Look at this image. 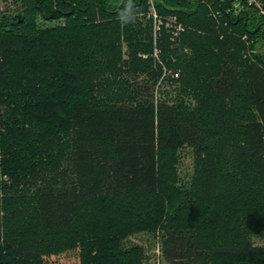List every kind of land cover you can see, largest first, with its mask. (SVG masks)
<instances>
[{"label":"trees","instance_id":"trees-1","mask_svg":"<svg viewBox=\"0 0 264 264\" xmlns=\"http://www.w3.org/2000/svg\"><path fill=\"white\" fill-rule=\"evenodd\" d=\"M256 1L235 17L232 0H152L184 26L175 43L157 31L156 59L147 0L126 25L127 0H12L21 21L0 11V264L69 250L78 264H142L122 241L155 231L166 264H264L249 240L264 229Z\"/></svg>","mask_w":264,"mask_h":264},{"label":"rangeland","instance_id":"rangeland-1","mask_svg":"<svg viewBox=\"0 0 264 264\" xmlns=\"http://www.w3.org/2000/svg\"><path fill=\"white\" fill-rule=\"evenodd\" d=\"M148 2V9L147 12L150 10V5L152 4V0H147ZM211 3V2H210ZM209 5V8L213 10V7L211 8ZM259 4V3H258ZM260 5V4H259ZM207 6V5H206ZM18 9V5L14 4L12 0H6L5 2L3 0H0V11H5V12H16ZM147 12L144 13V19L148 20L147 18ZM166 18H173V22L177 23L175 16H167ZM55 21H50L47 22V25L53 24ZM180 26L184 29V26L178 22ZM173 25V24H172ZM175 25V24H174ZM160 29L165 30L167 34H169L168 40L172 43H175L179 35H176L175 37L171 36L172 32V26H166L164 24H160L158 26L157 31ZM150 30H151V36L152 40L154 37V27L150 21ZM219 37V36H218ZM152 45H155L154 40L152 41ZM155 49V50H154ZM256 49V48H255ZM262 47H257L256 50H261ZM124 48L122 47V51ZM159 49L154 46L152 49V52L150 56L154 59H156V55H158ZM156 53V54H154ZM244 53V52H243ZM141 57H146V55L141 54ZM243 56V54H242ZM245 56V55H244ZM243 56V57H244ZM172 76V75H171ZM172 78H176V76H173ZM159 83V82H158ZM184 102L187 103L188 105H193L194 102L188 97L183 98ZM177 161L175 164V169H176V174H177V184L179 186L183 187H188L189 186V181L190 177L192 174V169H193V153L192 149L190 147H182L177 151ZM160 232L155 231V233H149V232H137L134 234H131L127 236L122 242L123 245H131V244H137L141 246L142 251H143V258H142V264H166L162 258L161 255V239L159 236ZM250 243L252 246H261L264 245V229L262 231H259L256 234L250 235L249 237ZM46 264H78V258H77V251L76 250H69L62 252L58 255L54 256H49L46 258Z\"/></svg>","mask_w":264,"mask_h":264},{"label":"built area","instance_id":"built-area-1","mask_svg":"<svg viewBox=\"0 0 264 264\" xmlns=\"http://www.w3.org/2000/svg\"><path fill=\"white\" fill-rule=\"evenodd\" d=\"M209 8V2H207V0H202ZM150 10L149 12H147V17H150L151 19V23L154 27V36L157 34V29H158V26L160 24H164L166 26H172V32H171V36L172 37H175L176 35H178L179 33H181L183 31V28L182 26H180V24L177 22V23H174L173 22V18H161L160 16H158L153 8H152V5H150ZM250 7H254L256 9H258L259 11H261L260 9V6L258 4V1L256 0H232L231 4L226 7L224 9V13H230V16H235L237 17L239 15V13H241L242 11H246L248 9H250ZM218 11H214L212 12L211 14L213 16H215ZM175 21V20H174ZM173 24V25H172ZM175 24V25H174ZM241 39H244L246 41V38H245V35L241 36L240 37ZM155 50V49H154ZM156 54V53H154ZM177 73H173V76H176Z\"/></svg>","mask_w":264,"mask_h":264},{"label":"clouds","instance_id":"clouds-1","mask_svg":"<svg viewBox=\"0 0 264 264\" xmlns=\"http://www.w3.org/2000/svg\"><path fill=\"white\" fill-rule=\"evenodd\" d=\"M118 19L122 24H129L135 21V11L133 8L132 0H127L124 4L123 9L118 15Z\"/></svg>","mask_w":264,"mask_h":264},{"label":"water","instance_id":"water-1","mask_svg":"<svg viewBox=\"0 0 264 264\" xmlns=\"http://www.w3.org/2000/svg\"><path fill=\"white\" fill-rule=\"evenodd\" d=\"M11 17H12V19H14L16 21H21L22 13L20 11L13 12V13H11Z\"/></svg>","mask_w":264,"mask_h":264}]
</instances>
